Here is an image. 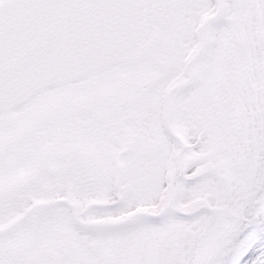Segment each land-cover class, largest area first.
I'll return each mask as SVG.
<instances>
[{
	"label": "snow or ice",
	"instance_id": "6c2138e0",
	"mask_svg": "<svg viewBox=\"0 0 264 264\" xmlns=\"http://www.w3.org/2000/svg\"><path fill=\"white\" fill-rule=\"evenodd\" d=\"M0 264H264V0H0Z\"/></svg>",
	"mask_w": 264,
	"mask_h": 264
}]
</instances>
